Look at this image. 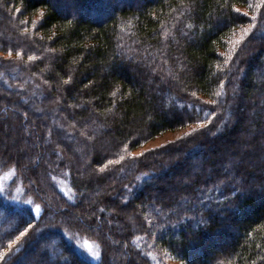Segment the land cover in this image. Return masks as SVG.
Listing matches in <instances>:
<instances>
[{"label": "trees", "instance_id": "obj_1", "mask_svg": "<svg viewBox=\"0 0 264 264\" xmlns=\"http://www.w3.org/2000/svg\"><path fill=\"white\" fill-rule=\"evenodd\" d=\"M67 4L0 0V264H264V0Z\"/></svg>", "mask_w": 264, "mask_h": 264}, {"label": "rangeland", "instance_id": "obj_2", "mask_svg": "<svg viewBox=\"0 0 264 264\" xmlns=\"http://www.w3.org/2000/svg\"><path fill=\"white\" fill-rule=\"evenodd\" d=\"M137 2H138V0H137ZM60 6H62L66 10H70L71 9V7H69L70 5L67 4V0H60ZM234 93L237 94L238 90L234 89ZM251 100L252 99H250V101ZM258 100L260 101V97H258ZM259 101H258V103L260 105H262V103H260ZM233 104H234V101L232 102V105ZM234 106H235V104H234ZM240 107L241 106H239V108ZM256 108H257V105L256 106H252V104H250L248 110L244 109V115H246V119L243 121V123L241 124V127L239 128V131L237 132V139H239L238 143L236 145L237 149H238V153L237 154H240V150L239 149H252L250 152H253L255 148H253L252 142L250 141V139L254 135L260 134L262 131L264 132V128H260L259 129L257 126L253 125V121L252 120L256 118L255 117L256 113H254L256 111L254 109H256ZM16 111H17V108L13 107L12 109H9L8 114L11 115L12 113H15ZM187 129L188 128H186V129L183 128V129H179V130L165 132L162 135H160L159 137L149 141L145 146H143L142 148L138 149L137 151L148 150L147 148H153V147L154 148L162 147L166 143L176 140ZM18 135H19L18 131L15 129V127H13L10 124H4L2 122L1 123V135H0V150H2V151L5 150V152L6 151L8 152L9 150H13L15 148L20 149V147L18 146V144H19L18 143L19 142L18 141L19 140L18 139L19 138ZM258 140H259V138H258ZM77 149H79V148H77ZM75 151H78V150H75ZM78 154H80L79 151H78ZM81 154H83V153H81ZM255 155H256L255 157H257L256 161L259 163L260 162V160H259V156H260L259 152L257 151ZM173 156H175V155H173ZM233 156L234 155H232V159H233L232 162H236L237 159L235 157H233ZM255 157H254V159H255ZM201 158H202L201 154H197L196 156H190L189 155L187 157V162H186L185 168H187L186 172H187L188 175H191V173H193V172L195 173V172H198L200 170ZM216 165L223 167V165H224L223 164V160L218 161ZM208 168H210V167H208ZM86 172H87L86 169L83 168V173H86ZM9 179H12V174H6V175L2 176L0 181L1 182L3 180L8 181ZM182 179L183 178H181V177L179 179H177L176 176L173 173L172 174L170 173V174L164 176V180H167V181L172 180L174 182H179V181L181 182ZM160 184H162V183H160ZM62 186L63 185H61V188H62ZM21 195L22 194H21L20 186L18 188L15 187L14 195L11 196V198L14 199V200H20L21 199ZM130 213L131 212H128V214L124 216V218L128 219L129 221L131 219V218H129L130 217ZM225 243H227V239H224L223 242L219 243V245L222 246ZM81 247H82L83 251L88 256L92 257V256L95 255V253H94L95 245L92 242L84 241V242L81 243ZM171 263L172 264H184L182 262H175L174 260L171 261Z\"/></svg>", "mask_w": 264, "mask_h": 264}, {"label": "snow or ice", "instance_id": "obj_3", "mask_svg": "<svg viewBox=\"0 0 264 264\" xmlns=\"http://www.w3.org/2000/svg\"><path fill=\"white\" fill-rule=\"evenodd\" d=\"M253 19H255V17H253ZM9 55H11V52H9ZM29 59H31V57H29ZM24 116H25V118L27 117V112L24 113ZM201 126H203V125H201ZM121 159H123V158H121ZM109 163H111V161ZM37 211H39V208H37ZM101 211H103V209H101ZM29 227H31V225H29ZM25 231H27V230H25ZM21 235H24V233H21ZM2 258H3V256H2V254H0V259H2Z\"/></svg>", "mask_w": 264, "mask_h": 264}]
</instances>
